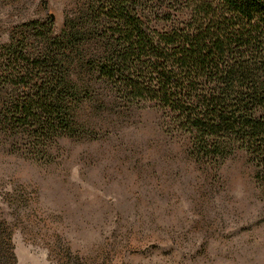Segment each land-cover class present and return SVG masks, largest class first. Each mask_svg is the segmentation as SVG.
<instances>
[{
	"label": "trees",
	"instance_id": "1",
	"mask_svg": "<svg viewBox=\"0 0 264 264\" xmlns=\"http://www.w3.org/2000/svg\"><path fill=\"white\" fill-rule=\"evenodd\" d=\"M19 31L0 44L7 153L50 164L60 140L151 108L201 166L245 152L264 193V0H79L60 35L52 19ZM6 252L0 237V264Z\"/></svg>",
	"mask_w": 264,
	"mask_h": 264
},
{
	"label": "rangeland",
	"instance_id": "2",
	"mask_svg": "<svg viewBox=\"0 0 264 264\" xmlns=\"http://www.w3.org/2000/svg\"><path fill=\"white\" fill-rule=\"evenodd\" d=\"M78 2L0 0V44L51 19L60 35ZM109 122L96 141L60 140L50 164L0 142L8 264H264V193L245 152L205 167L154 109Z\"/></svg>",
	"mask_w": 264,
	"mask_h": 264
}]
</instances>
